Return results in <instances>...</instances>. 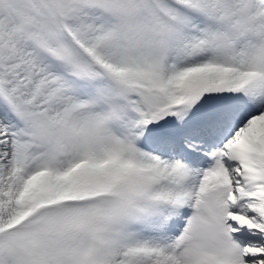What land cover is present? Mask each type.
I'll use <instances>...</instances> for the list:
<instances>
[{
	"label": "snow or ice",
	"instance_id": "6c2138e0",
	"mask_svg": "<svg viewBox=\"0 0 264 264\" xmlns=\"http://www.w3.org/2000/svg\"><path fill=\"white\" fill-rule=\"evenodd\" d=\"M0 264H264V0H0Z\"/></svg>",
	"mask_w": 264,
	"mask_h": 264
}]
</instances>
